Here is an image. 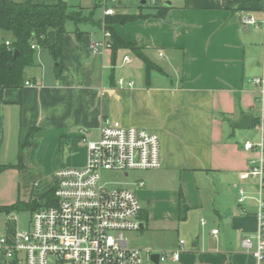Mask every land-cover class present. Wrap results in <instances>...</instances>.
I'll use <instances>...</instances> for the list:
<instances>
[{
    "label": "crops",
    "instance_id": "1",
    "mask_svg": "<svg viewBox=\"0 0 264 264\" xmlns=\"http://www.w3.org/2000/svg\"><path fill=\"white\" fill-rule=\"evenodd\" d=\"M170 2L165 17L113 25L162 68L148 76L130 49L120 48L115 59L112 47L93 49L103 38L100 24L97 30L67 29L60 78L54 58L48 62L44 55L49 49L35 43L33 65L41 68L27 74V67L22 86L0 87V166H8L0 175L13 170L21 182L43 176L36 167L42 150L63 146L67 162L84 166V138L97 139L105 117L147 128L160 137L163 165L153 169L157 180L150 189L145 182L128 186L142 204L141 229L134 232L142 235L139 247L173 250L185 240L177 264H257L242 246L243 237L257 230V207L253 200L240 205L238 197L239 174L253 156L244 142L260 139V121L254 123L261 116V85L254 79H264V26L244 25L242 14L263 20L264 0ZM119 78L135 85L121 88ZM246 113L253 117L254 136L234 141L230 120ZM31 128L36 130L25 145ZM39 185L21 187L18 199L42 198L53 187L39 193Z\"/></svg>",
    "mask_w": 264,
    "mask_h": 264
},
{
    "label": "built area",
    "instance_id": "2",
    "mask_svg": "<svg viewBox=\"0 0 264 264\" xmlns=\"http://www.w3.org/2000/svg\"><path fill=\"white\" fill-rule=\"evenodd\" d=\"M143 0H94L106 16H113L132 2ZM144 5L166 6L171 0H144ZM246 26H264L253 13L242 14ZM103 38L92 47L95 51L112 47L111 32L103 22ZM9 44V41H6ZM36 48V44H32ZM126 55L124 61H129ZM261 85L260 139L246 140L244 149L252 153L248 168L239 174L240 205L249 200L256 204L257 230L244 236L243 248L257 264L264 262V79ZM32 84L30 81L26 85ZM121 88L133 87L134 80L119 78ZM86 130H81L85 132ZM87 163L80 167H63L56 172L53 199L36 209L22 210L30 214L28 226H18L19 215L10 212L6 232L0 233V260L4 264H177L184 251V240L173 250L139 247L132 234L141 229L142 209L137 193L124 186L103 182L104 173L159 169L163 165L161 140L157 133L140 126H125L118 119L105 117L99 136L87 140ZM248 182L249 185L243 184ZM143 186L144 182H138ZM245 211V210H244ZM203 224L206 222L202 219ZM214 234L218 229L213 230ZM158 255V261L154 260Z\"/></svg>",
    "mask_w": 264,
    "mask_h": 264
},
{
    "label": "trees",
    "instance_id": "3",
    "mask_svg": "<svg viewBox=\"0 0 264 264\" xmlns=\"http://www.w3.org/2000/svg\"><path fill=\"white\" fill-rule=\"evenodd\" d=\"M125 7L127 6H124L123 10L118 14L105 17L106 27L111 32L113 58H116L120 48H127L144 62L147 76L151 70L162 71V68L143 52L140 45L123 40L115 32L113 25L126 24L151 16L165 17L169 6L151 7L139 4L136 7L138 9L137 12L124 10ZM147 7L157 12L153 14L144 13L142 9ZM97 8H99L98 5H96ZM82 9V7L71 9L70 3L63 0L54 2L46 0H0V87H18L23 85L25 69L34 63V48H32L34 43H38L50 50L55 60L56 76L58 78L62 77L65 71L63 52L64 38L67 32L66 22L71 20L77 24L92 20H90V15L83 14ZM97 24L103 25V17L97 21ZM51 30L56 32L55 46H52L48 38V32ZM76 30L78 31V29ZM6 32L10 33L12 37L9 44H6V40L2 37V34ZM16 49L18 50L17 56H15ZM259 119H255V125L259 123ZM35 130L36 128H31L25 145L31 142ZM23 149L24 147L20 149V160ZM7 167L0 166V173ZM52 199L53 189L51 188L42 198H30L28 201L18 199L13 204L0 206V210L7 213L14 210H33L40 207L44 201L49 202Z\"/></svg>",
    "mask_w": 264,
    "mask_h": 264
},
{
    "label": "rangeland",
    "instance_id": "4",
    "mask_svg": "<svg viewBox=\"0 0 264 264\" xmlns=\"http://www.w3.org/2000/svg\"><path fill=\"white\" fill-rule=\"evenodd\" d=\"M50 2H54L57 0H46ZM68 2L71 5V9H78V7H82L83 14L87 16H91L90 20H94L95 22L91 21H83L81 23L75 24L73 21L68 20L66 22V28H80V29H89V30H97V21L101 18L102 10L100 8L96 9V4L94 3V0H68ZM128 7H125L124 10H128L129 12H137L138 9L136 8L138 5H136V2H132L131 5H126ZM144 13L147 14H153L157 11L154 9H150L147 7L146 9H142ZM103 18V22H104ZM103 26V25H102ZM95 28V29H94ZM6 34L11 35L10 33L6 32ZM44 55L47 58L48 62H52V55L49 50L44 51ZM40 66H34L27 68V74L32 73L33 69H39ZM50 66H47V70H49ZM41 68V67H40ZM259 106H261V103L259 102ZM236 120L231 119L230 122H234ZM229 125L228 131L229 133H235V137H231L232 140H237L239 142H243L245 138L253 137L254 132L256 131V127L252 128H234L232 125ZM68 152L66 149H64V146L56 151L55 148H52L51 150L49 148L43 149L42 153L39 155V162L36 164L38 168L45 170L43 173V176L37 177V178H30L28 182H21L19 178H17L16 172L13 170H8L5 173L0 175V206L4 205H10L14 203L18 197L19 192L22 187H31L35 182H38L40 185L36 192L39 193H45L53 184L55 181V173L59 169L63 167H80L77 165L72 164L71 162H67L66 155ZM157 171L155 170H137L130 172L129 177H125L122 173L119 172H110V173H104L103 182L108 184H116L117 186H124L128 187L131 186L133 188L137 189V186L132 185L134 182H145L147 185V188L150 189L152 187V182L157 180ZM156 179V180H155ZM233 193H235L237 198V190L233 189ZM238 208V207H237ZM17 211V215H19V221L18 226L20 228H26L29 223L30 214L27 211L22 210H14L15 213ZM9 217V213L5 211L0 210V233L4 234L6 232V220ZM193 218L194 222L195 220L199 222V215H194ZM205 219L208 217L206 215H203ZM207 217V218H206ZM208 221V220H207ZM132 242L134 245L139 246L142 245V235L139 234L137 236V233L132 234ZM185 241V240H184ZM0 264H4L2 260H0Z\"/></svg>",
    "mask_w": 264,
    "mask_h": 264
},
{
    "label": "water",
    "instance_id": "5",
    "mask_svg": "<svg viewBox=\"0 0 264 264\" xmlns=\"http://www.w3.org/2000/svg\"><path fill=\"white\" fill-rule=\"evenodd\" d=\"M63 1L67 2L68 0H63ZM142 3L144 4L145 1L143 0ZM166 5L170 6L171 2L168 1L166 3ZM48 38H49L52 46H55V44H56V32H55V30H51V31L48 32ZM17 54H18V50L16 49L15 50V56H17ZM233 126L235 128H242V129H244V128H252L253 127V117H252V115L251 114H247V113L243 114L242 117L238 121L233 123ZM153 258H154V260L156 262L158 261V255H154Z\"/></svg>",
    "mask_w": 264,
    "mask_h": 264
}]
</instances>
